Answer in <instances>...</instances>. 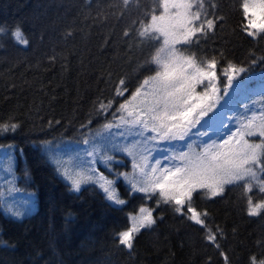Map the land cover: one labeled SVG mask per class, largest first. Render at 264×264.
Returning <instances> with one entry per match:
<instances>
[{
  "label": "trees",
  "instance_id": "1",
  "mask_svg": "<svg viewBox=\"0 0 264 264\" xmlns=\"http://www.w3.org/2000/svg\"><path fill=\"white\" fill-rule=\"evenodd\" d=\"M240 4L205 0L207 11L223 20L188 52L200 60L217 59L218 69L232 63L245 68L244 74L263 71L264 37L242 31ZM153 9L159 14L158 0H129L127 5L124 0H0L5 30L0 35V123L18 125L0 132V146H15L0 167V264H225V256L228 264H249L250 256H264V211L248 215L241 187L226 186L212 199L194 194V205L208 213V226L219 229V248L172 205L161 202L157 208L158 196L147 200L129 191V180H141L134 158L143 164L157 144L104 125L120 116L119 105L155 73L150 61L159 44L138 36ZM17 27L27 46L10 36ZM121 79L127 92L117 96ZM224 83L222 77L221 89ZM108 100L111 108L100 111V102ZM123 136L145 140L146 153L128 155L120 145ZM248 139L259 142V137ZM83 144L111 157L108 168L99 169L114 179L124 205L111 204L92 181L82 184L79 193L71 190L62 174L68 166L64 162L82 165ZM193 150L200 147L193 145ZM17 191L34 198L32 209L14 198ZM252 198L256 202L264 195L254 188ZM142 206L155 209L157 223L142 230L129 250L119 244L118 234Z\"/></svg>",
  "mask_w": 264,
  "mask_h": 264
},
{
  "label": "snow or ice",
  "instance_id": "2",
  "mask_svg": "<svg viewBox=\"0 0 264 264\" xmlns=\"http://www.w3.org/2000/svg\"><path fill=\"white\" fill-rule=\"evenodd\" d=\"M124 3L127 5L129 0H124ZM209 7L214 9L216 5L210 4ZM158 9L159 14L157 9H153L150 19L141 23L138 31L142 42L156 41L159 44L150 61L156 65L155 73L146 77L119 105L117 112L120 116L104 127L111 129L126 125L138 128L141 135L152 133L145 140L183 141L206 117L211 119L209 113H214L230 89L240 86L237 76L246 69L232 63L218 69L217 59L200 60L194 53L188 52L193 45L199 44L201 38L213 33L218 22L223 20V17L207 11L205 0H158ZM240 10L242 31L252 38L264 37V0H241ZM3 34L5 30L0 27V35ZM9 34L16 43L28 45L29 41L19 27ZM124 35L129 33L126 31ZM222 77L225 80L223 89L219 86ZM198 87L200 91H197ZM126 92L125 81L121 79L115 93L124 96ZM112 103V100L101 101L99 110L106 111ZM17 127L15 123H0V132L15 131ZM248 137H259V142H251ZM187 147L188 151L166 157L169 161L167 165H162L160 159L154 164L141 165L134 158L133 169L139 170L141 180H129V191L143 193L147 200L158 196L157 208L161 202L172 205L176 213L200 225L206 232L207 242L219 248V229L213 231L208 226V213L194 205V194L204 193L212 199L221 196L226 186H238L244 190L249 216H258L264 211V199L254 202L252 198L254 188L264 195V112L259 115L253 112L221 142L213 140L199 145L200 151H194L192 144ZM124 151L130 156L133 154L130 148ZM110 159L107 157V160ZM64 163L68 166L64 167L62 174L70 181L72 191L79 192L82 184L92 181L99 184L112 204H125L115 188V181L103 175L99 176V180H93L94 170L86 174L83 170L76 171L81 165ZM125 179H128L126 174ZM154 211L142 206L137 214L131 215L127 230L118 234L119 244L131 250L136 236L157 223ZM12 214L20 216L19 212ZM221 255H224L223 252ZM224 259L228 264L227 256ZM249 264H264V256H250Z\"/></svg>",
  "mask_w": 264,
  "mask_h": 264
},
{
  "label": "rangeland",
  "instance_id": "3",
  "mask_svg": "<svg viewBox=\"0 0 264 264\" xmlns=\"http://www.w3.org/2000/svg\"><path fill=\"white\" fill-rule=\"evenodd\" d=\"M237 80L240 82V86L230 89V92L223 96V99L220 101V104L217 106L214 113L209 114L211 119L206 117L200 125H197L196 128L192 129V132L183 141H155L157 149L150 151L151 154L144 163L154 164L155 160L160 159L162 165H167L169 164V161L166 157L176 154V151H188V144L199 147V145L209 143L213 140L221 142L232 132L236 131L240 126V123L245 122L247 117H250L253 112L257 115L264 112V71L247 74L241 73L237 76ZM109 130L119 134L128 133L141 135L138 128L126 125L121 126L120 128L113 127ZM202 132H206L207 135L201 136L200 133ZM143 135L148 137L151 136L152 133L144 132ZM139 141H142V143L132 142L126 136H123L120 139V145L123 149L130 148L133 153L139 152L144 155L147 150L145 140ZM82 147L85 157L79 170L88 171L89 173H92L94 170L95 174L93 176L95 180H99V176L103 175L107 179L114 181L112 177L106 175L99 169V167L108 168V163L110 162V160H107L108 156L103 155L100 151L96 150L89 144H83ZM14 149L15 146H0V167L6 163ZM89 152L93 153V155L89 156ZM137 173L141 179V173L138 169ZM68 182L70 183V181ZM14 198L26 201L27 206L30 209L33 208L34 198L31 195L25 194L22 191H17Z\"/></svg>",
  "mask_w": 264,
  "mask_h": 264
},
{
  "label": "bare ground",
  "instance_id": "4",
  "mask_svg": "<svg viewBox=\"0 0 264 264\" xmlns=\"http://www.w3.org/2000/svg\"><path fill=\"white\" fill-rule=\"evenodd\" d=\"M256 74H257V73H256ZM258 74H260V73H258ZM262 74H263V73H262ZM229 92H230V90H229ZM229 92H228V93H229Z\"/></svg>",
  "mask_w": 264,
  "mask_h": 264
}]
</instances>
